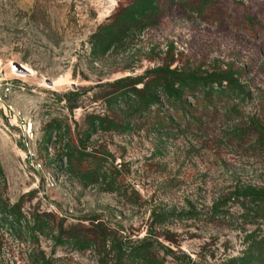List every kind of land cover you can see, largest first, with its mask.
<instances>
[{"label": "rangeland", "instance_id": "374dc122", "mask_svg": "<svg viewBox=\"0 0 264 264\" xmlns=\"http://www.w3.org/2000/svg\"><path fill=\"white\" fill-rule=\"evenodd\" d=\"M150 1L0 0V264H264V0Z\"/></svg>", "mask_w": 264, "mask_h": 264}, {"label": "trees", "instance_id": "16d2710c", "mask_svg": "<svg viewBox=\"0 0 264 264\" xmlns=\"http://www.w3.org/2000/svg\"><path fill=\"white\" fill-rule=\"evenodd\" d=\"M143 1V0H137V3L132 0L131 4L125 6V7H122V6H119V10L123 9L124 11V14H121V17H117V15L115 14L114 17L116 19V25L118 26V28H124V27H127L129 26L132 22L130 20V16L128 15L129 13H131L132 11L136 10L139 3ZM154 0H151L150 1V6L148 8H143L141 9L142 10V15H137V18H136V21L137 22H147L146 23V27H151L154 25L155 23V18H152L154 17L156 14H155V8L153 6H151V4L153 3ZM154 12V13H153ZM169 73H173V71H168ZM144 78L145 77H126L124 78L123 80H120L119 82L121 81H127L130 83V87L131 89L129 91L131 92H138V91H144L146 88H148L149 86V80H146L144 81ZM231 79H232V76L231 75H227V74H219V76L214 79L215 80V83L216 84H223V82H227V83H230L231 82ZM138 84H142V86L140 88H137V85ZM240 90L242 89V87H239ZM199 116L202 117V119H204V117H208L209 115L213 114V113H216L218 114V107H214L212 105H207L206 107L204 108H200L199 109ZM179 122L180 123H184V126H186L187 128H198L200 129V127L203 126V123L202 122H199L197 120L196 117H192V116H186V117H179Z\"/></svg>", "mask_w": 264, "mask_h": 264}, {"label": "built area", "instance_id": "2783aa9c", "mask_svg": "<svg viewBox=\"0 0 264 264\" xmlns=\"http://www.w3.org/2000/svg\"><path fill=\"white\" fill-rule=\"evenodd\" d=\"M13 84L7 78L0 74V108H10L9 96L12 93Z\"/></svg>", "mask_w": 264, "mask_h": 264}, {"label": "bare ground", "instance_id": "6f19581e", "mask_svg": "<svg viewBox=\"0 0 264 264\" xmlns=\"http://www.w3.org/2000/svg\"><path fill=\"white\" fill-rule=\"evenodd\" d=\"M25 70H26V67L22 64H19V65H17V67L16 66L14 67L15 72L23 73V72H25ZM51 83L53 84V82H51Z\"/></svg>", "mask_w": 264, "mask_h": 264}, {"label": "water", "instance_id": "95a60500", "mask_svg": "<svg viewBox=\"0 0 264 264\" xmlns=\"http://www.w3.org/2000/svg\"><path fill=\"white\" fill-rule=\"evenodd\" d=\"M51 82L49 81V84H50Z\"/></svg>", "mask_w": 264, "mask_h": 264}]
</instances>
